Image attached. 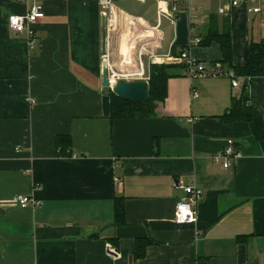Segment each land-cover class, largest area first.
<instances>
[{"label": "crops", "instance_id": "0c3cea01", "mask_svg": "<svg viewBox=\"0 0 264 264\" xmlns=\"http://www.w3.org/2000/svg\"><path fill=\"white\" fill-rule=\"evenodd\" d=\"M137 2L139 9L115 5L104 55L98 0H0V264H199L206 258L264 264V78L252 82L251 122L223 119L242 97L244 80L236 89L230 79L189 80L180 73L170 77L167 99L150 118H106L102 107L109 95L103 63L108 80L137 74L140 48L158 38L162 47L150 54L166 58L158 55L168 38L164 20L172 34L169 55L174 5L193 9L192 38L203 36L213 16L220 29L230 22L238 67L247 63L250 41L264 39V13L250 14V5L241 4L222 16L227 0ZM37 5L45 16L33 25L30 48L27 33L12 31L9 19ZM191 54L226 70L216 42ZM142 60L148 74L150 55ZM59 136L71 139L66 155ZM229 139L242 157L226 169L211 158ZM181 186L203 193L194 225L175 221L185 197ZM19 195L41 206L22 209ZM117 200L124 203L123 223L116 219ZM148 240L138 256V242Z\"/></svg>", "mask_w": 264, "mask_h": 264}, {"label": "built area", "instance_id": "2783aa9c", "mask_svg": "<svg viewBox=\"0 0 264 264\" xmlns=\"http://www.w3.org/2000/svg\"><path fill=\"white\" fill-rule=\"evenodd\" d=\"M3 1H13L19 3H28L31 1H40V0H3ZM99 4L102 8V16L106 20V27L107 31H111L116 27V8L115 2L117 0H98ZM127 1H139L140 3H146L148 0H127ZM155 1H162V0H155ZM174 3L179 1H187L190 2L192 0H172ZM228 5L219 8V14L222 16H227L231 9L239 7L241 4H249L250 7L247 9L248 13L253 15H259L264 13V0H227ZM177 12H186L189 15V23L192 17V8H188L186 11H181L177 6L174 5L172 11L169 14L170 19L174 20V14ZM44 11L42 6H34L32 10L24 16H11L9 19V27L12 31L17 34L27 33L29 39L30 48L34 47V32H33V25L37 23L40 19L44 18ZM204 23V20L201 21ZM191 25V23H190ZM157 31V28H156ZM191 31V28H190ZM158 33L161 34V31L158 30ZM201 38L195 37L192 38L190 35L189 45L184 51L181 53H177L174 58H171L170 55L166 56V58L160 57L157 58L154 53H151L153 50L161 49V38L154 39L153 42L149 41L148 43L144 44L140 48L139 52V69L138 73L140 74H133V75H112L110 78L111 83H117L118 81L125 79V78H136V80H146L149 81V73H146L145 64L142 60L143 54L150 55V64H167L166 60H170L172 65H179L183 67L184 74L190 80H200V79H230L232 80L233 88L239 89L241 88V80H244L241 77H237L233 70H221L218 67L208 68V66L199 60L198 58L194 57L191 54L193 48L198 47L200 45ZM153 48L150 49L149 46L153 45ZM149 64V65H150ZM114 79V81H113ZM199 93L196 89H193L192 97L194 99L198 98ZM194 119L187 120L188 123H193ZM241 154L236 149V144L233 139L227 140V144L225 149L213 156L211 159L214 162H223L224 168L228 169L231 167L232 162L238 161L241 159ZM178 186V185H177ZM185 192V197L181 199V201L177 204L175 210V221L178 224H188L194 225L198 221V209L200 201L202 200L203 193H201L196 187L193 186H181ZM17 204L22 209L32 208L36 209L41 206V202L37 200L33 196L28 195H19L17 197Z\"/></svg>", "mask_w": 264, "mask_h": 264}, {"label": "trees", "instance_id": "16d2710c", "mask_svg": "<svg viewBox=\"0 0 264 264\" xmlns=\"http://www.w3.org/2000/svg\"><path fill=\"white\" fill-rule=\"evenodd\" d=\"M181 10V9H180ZM187 10V9H186ZM185 10V11H186ZM216 42L219 45L222 55V66L226 70H233L237 77L244 79L242 97L239 100H233L230 112L223 116L224 121L228 125L235 122L245 121L251 122L254 119L251 104L249 102V94L252 82L258 78H264V39L260 42L250 41L249 51L247 55V63L243 67L233 66V50L231 25L228 21H223L222 29L219 27L217 17H211L209 25L206 28L199 46L206 47ZM184 49H178L177 53H181ZM183 69L179 65L172 64H152L149 69V86L150 99L147 103H136L129 100L121 99L115 96L110 90L111 96V118L112 119H145L154 115L156 106L165 102L168 96V80L171 77V69ZM57 146L60 153L66 155L71 150L70 137H58ZM116 219L119 223H123L125 219V207L121 200L116 201ZM244 240V236H240L238 241ZM150 240L138 242V256L145 254L146 248L151 245ZM143 248V249H142ZM142 249V251H141ZM199 264H210L209 259H200Z\"/></svg>", "mask_w": 264, "mask_h": 264}, {"label": "water", "instance_id": "95a60500", "mask_svg": "<svg viewBox=\"0 0 264 264\" xmlns=\"http://www.w3.org/2000/svg\"><path fill=\"white\" fill-rule=\"evenodd\" d=\"M103 19V35H102V52L105 55L107 53V27L106 20ZM174 21L176 24V36L175 40L170 48L169 55L174 58L178 49H186L190 40V23L189 15L186 12H177L174 14ZM167 64H171L170 60H166ZM103 77L102 86L110 90L115 96L133 101L136 103H147L150 99V86L146 80H138L133 82L119 81L117 83H111L108 80V64L105 61L103 63ZM103 115L109 118L111 115V96L105 95L102 98Z\"/></svg>", "mask_w": 264, "mask_h": 264}, {"label": "rangeland", "instance_id": "374dc122", "mask_svg": "<svg viewBox=\"0 0 264 264\" xmlns=\"http://www.w3.org/2000/svg\"><path fill=\"white\" fill-rule=\"evenodd\" d=\"M136 2L137 1H124V0H122V1H116L115 2V5L128 4V7H130L131 9H139L140 8V5L136 4ZM137 3H139V2H137ZM163 26H164L163 29L165 30L168 38H167V42L165 43L164 50L160 51L158 53V55L166 57L168 55L167 54V51H168V40L170 39V37L172 36V34H171V30L169 29L170 28V25H169V23L166 20L163 21ZM138 38H140L139 34L137 36V39ZM119 62H120V60H119ZM182 71H183V69L182 70L181 69H178L177 70L176 68H174V69H171L170 70V74H171V76H175L174 74L180 73L181 74V75H179L180 77H186L185 75H183ZM179 76L176 75L177 78H179ZM186 78H188V77H186ZM120 81L133 82V81H138V80H136V78L134 77V78H125V79H122ZM105 90L108 91L107 89H105Z\"/></svg>", "mask_w": 264, "mask_h": 264}]
</instances>
